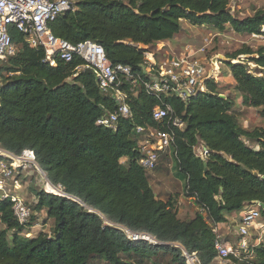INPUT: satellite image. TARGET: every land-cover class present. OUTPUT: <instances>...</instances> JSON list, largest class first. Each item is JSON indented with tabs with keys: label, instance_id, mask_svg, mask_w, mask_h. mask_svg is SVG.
I'll return each instance as SVG.
<instances>
[{
	"label": "trees",
	"instance_id": "16d2710c",
	"mask_svg": "<svg viewBox=\"0 0 264 264\" xmlns=\"http://www.w3.org/2000/svg\"><path fill=\"white\" fill-rule=\"evenodd\" d=\"M183 20L253 34L264 24V10L239 19L229 0H80L48 28L72 44L97 42L111 64L129 65L144 80L147 47L173 39ZM8 33L18 51L0 60V148L15 155L32 150L47 180L66 196L35 190L34 209L44 210L52 226L50 234L34 237L21 235L27 228L17 221L10 199L0 197V264H189L186 255L193 253L195 264H264V234L239 257L220 259L215 247L213 229L226 214L254 202L264 205V127L246 130L239 124L234 101L219 97L216 78L206 77L205 90L185 100L157 97L140 82L123 83L131 115L119 118L114 131L97 120L112 113L116 102L98 88L94 74L77 71L84 64L80 57L50 66L42 48L30 47L13 26ZM241 55L249 57L231 61ZM225 64L243 105L264 118V46H246ZM166 104L184 127L153 120L154 107ZM137 127L173 131L175 176L197 209L188 218L179 217L176 196L155 195L150 179L168 171L161 164L167 153H160L148 174L139 164ZM198 146L207 150L205 158L197 156ZM258 207L264 227V207ZM127 231L155 242L134 241Z\"/></svg>",
	"mask_w": 264,
	"mask_h": 264
},
{
	"label": "built area",
	"instance_id": "2783aa9c",
	"mask_svg": "<svg viewBox=\"0 0 264 264\" xmlns=\"http://www.w3.org/2000/svg\"><path fill=\"white\" fill-rule=\"evenodd\" d=\"M79 1L0 0V60L12 56L18 51L17 44L13 43L8 33L10 26L15 27L23 34L30 47L42 48L44 51L43 61L50 66H56L59 60L69 62L75 56L80 57L84 64L78 66L77 71L91 69L98 88L102 92L110 93L116 102L117 108L112 113L103 115L97 120L98 125L114 131L117 129L119 118H128L131 115L125 102L126 95L120 89V86L125 82L132 86H137L140 82L146 92L157 97L175 94L183 100L203 89V81L207 77L202 57L204 44L201 47L186 45L178 54L169 55L162 60H156L151 53L146 52L142 69L146 79L143 80L139 74L132 71L129 65L111 64L103 47L93 40L72 44L55 37L48 28V23L66 12L74 11ZM250 35L252 38L260 40L264 45V24L261 25L258 33ZM209 39H204L205 44H209ZM152 118L155 121L167 119L168 123L171 122L174 127H184V123L174 115L173 109L167 104L154 107ZM136 132L140 135L137 141V149L141 154L139 164L146 171H151L156 166L160 153L171 149L174 139L173 131L137 127ZM195 151L200 158L207 156V150L204 147L198 146ZM0 157H2L0 160V197L10 199L17 221L25 229L27 228L25 236L30 237L31 230L28 223L31 217V206L16 192L20 189L16 175L22 173L25 168L33 167L41 175L45 192L61 196H66V194L63 193L60 186H54L47 180L44 172L37 165L32 150L25 149L20 155H15L0 148ZM5 180H10L11 183L6 186ZM258 206L254 204L243 211L238 224L237 238L234 242L223 239L217 226L213 229L216 233L215 247L220 259H225L229 255L239 257L241 252L247 251L249 242L246 238L249 230L256 226L260 217ZM127 236L134 241L146 239L149 242H155L151 236L146 234L127 231ZM186 256L187 263L195 264L197 260L195 253Z\"/></svg>",
	"mask_w": 264,
	"mask_h": 264
},
{
	"label": "rangeland",
	"instance_id": "374dc122",
	"mask_svg": "<svg viewBox=\"0 0 264 264\" xmlns=\"http://www.w3.org/2000/svg\"><path fill=\"white\" fill-rule=\"evenodd\" d=\"M229 8L230 11L239 19L245 18L247 16L253 15V13L256 10H264V0H229ZM230 28V27H228ZM182 32H180L178 37H181L182 41L176 40L175 47L177 48V54L181 46L187 44H192L196 47H201L203 44L205 45L204 53L202 54V57L204 58V68L207 71V77L212 76L213 78H216L218 83V90L220 92V95L229 96L230 99L234 101V106L232 111L237 117V120L239 124L246 130H252L255 127H264V118H262L257 109L249 108L243 105L242 100L240 98V95L236 94L233 90V86L228 83L227 75H228V68L225 64V62H228L230 59V56L237 52L240 49H244L246 46H250L253 48V50H256L260 46H264L263 43L258 40L251 37L250 34H241L236 35L235 33H232L229 31L227 34L224 33L222 37L214 36V34L211 35V32H208L210 30L206 29H192L190 26H186ZM231 29V28H230ZM228 29V30H230ZM209 39V44H205L204 39ZM148 53H151L156 60H162L164 57H167L169 55H165L161 51H158L157 43L147 47ZM253 56V55H251ZM249 56L247 55H241L238 56L236 59L231 60L237 61V60H247ZM250 69H257L255 64L252 62L247 63ZM204 84V83H203ZM204 86L201 91H204ZM230 90V91H227ZM247 142L250 144L249 139H246ZM254 145V143H253ZM166 154V161H161V164H165V167L168 168L167 172H159L161 177L162 185L153 180V177L150 179L151 186L155 192L157 193V197L166 200L169 196H176L177 197V205L179 207V210L181 209V212H179V217L182 219L188 218L194 210V207L190 204V201L188 197L185 196L184 193V182L181 180H178L175 176V169L173 160L171 157V149L165 151ZM165 160V158L163 159ZM123 162V159L121 160ZM151 171H148L149 174ZM159 176V175H158ZM159 177V178H160ZM16 178L19 182V190H16L17 193L20 194V196L23 198V200L30 204L31 206V220H30V226H33L35 222H37V219L44 220L45 223L49 226L45 227L47 230V234L51 233V226H52V220L47 219L45 216V211H36L34 209V206L36 204V196L34 194L35 190H43L44 189V182L41 178V175L39 174L38 170H35L33 167H28L23 170L22 173L17 174ZM11 183L10 180H5V185L8 186ZM167 189L164 192H162L163 189ZM163 194V195H161ZM192 208V209H191ZM245 209H248L246 207ZM243 209V210H245ZM189 210V215H186L185 212ZM45 218V219H44ZM228 218H232L229 216ZM41 221V222H42ZM237 220L234 223V221L231 219H228L226 223L230 225V229L226 230L224 227L225 224H219L218 225V232L219 234L224 237L226 240H229V242H234L237 238ZM263 223V219L260 218L257 220V224L255 227L251 228L249 230V234L246 238V240L250 243L255 244L257 240L261 238L264 234V228L260 227V223ZM39 223V222H38ZM41 224V223H40ZM4 225L0 222V229H2ZM31 228V227H30ZM26 231V230H25ZM25 231L23 230L21 232V235L25 236ZM31 236L32 233H31ZM30 236V237H31ZM26 237V236H25ZM220 261L216 260L213 264H218ZM223 262V261H222ZM94 264H105L104 261H98ZM227 264V263H226Z\"/></svg>",
	"mask_w": 264,
	"mask_h": 264
},
{
	"label": "crops",
	"instance_id": "0c3cea01",
	"mask_svg": "<svg viewBox=\"0 0 264 264\" xmlns=\"http://www.w3.org/2000/svg\"><path fill=\"white\" fill-rule=\"evenodd\" d=\"M190 26V28H192V29H196V30H199V29H206L207 31L208 30H210V31H208V32H211V35L212 34H214V36H219V37H222L223 35H224V33L225 34H227L229 31H231L232 33H235L232 29H230V28H228V27H226L225 28V30H223L222 32H219V31H217L216 29H212V28H208V27H206V26H197V25H191V24H188L186 21H181V30H183V33H184V29L183 28H185L186 26ZM228 29H230V30H228ZM180 32H182V31H180ZM179 32V33H180ZM178 33V34H179ZM175 35L174 36V38L173 39H171V40H163V41H160V42H158L157 43V47H158V51H161L162 53H164L165 55H174V54H177V48L175 47V44L177 43L176 42V40H179V41H182V39H181V37H178L179 35ZM236 35H241V34H238V33H235ZM245 35V34H244ZM186 45H189V46H191V47H196V46H194V45H192V44H187L186 43ZM186 45H184L183 47L181 46V48L182 49H180L181 51L183 50V48L186 46ZM181 51H179V52H181ZM227 79H228V83L230 84V85H234V80L232 79V77L230 76V74L228 73V75H227ZM227 91H230V90H227ZM249 108H251V107H249ZM252 109V108H251ZM254 109H257V108H254ZM258 110V109H257ZM125 160V158H123V161ZM160 174L161 173H152V177H153V180H155L156 182H158L159 184H161L162 185V182H161V177H160ZM159 175V176H158ZM160 177V178H159ZM151 184V183H150ZM152 187V186H151ZM153 189V188H152ZM167 189H163L162 190V192H164L165 193V191H166ZM154 191V190H153ZM155 193V192H154ZM156 196H157V193L155 194ZM161 195H163V194H161ZM161 199V198H160ZM189 199V201H190V204L194 207V211L196 212L197 211V209H196V207L194 206V204H193V202H192V200L190 199V198H188ZM192 209V208H191ZM189 210H187L186 212H185V214L186 215H189L190 213L188 212ZM243 211L244 210H242V211H239V212H232V213H229V214H226V221L225 222H223V223H219V224H225L224 225V227L226 228V230H228V229H230V225L228 224V223H226L227 222V220L228 219H231V221L233 220L234 221V223L236 222V220L238 221L237 222V226H238V224H239V222H240V218H241V215H242V213H243ZM179 212H181V209L179 210ZM45 214H46V212H45ZM229 216H231L232 218H228ZM46 217V216H45ZM45 219V218H44ZM42 220H39V218L37 219V222H35V224L33 225V226H31V228H30V230H31V233H32V235L33 236H31V237H34V236H36L39 232H47V230H46V228L45 227H47V226H49L48 225V223L47 224H44L45 223V221L43 220L42 222H41ZM39 222V223H38ZM41 223V224H40ZM219 224H217V229H218V225ZM264 228V227H263ZM219 230V229H218ZM223 239H225L224 237H222Z\"/></svg>",
	"mask_w": 264,
	"mask_h": 264
},
{
	"label": "water",
	"instance_id": "95a60500",
	"mask_svg": "<svg viewBox=\"0 0 264 264\" xmlns=\"http://www.w3.org/2000/svg\"><path fill=\"white\" fill-rule=\"evenodd\" d=\"M86 72L92 73V70L88 68V69L86 70ZM219 97L222 98V99L225 98L224 95H219ZM254 204L259 205V206H261V207H264V205H263L262 203H259V202H254ZM151 238H152V237H151ZM152 239H153V238H152Z\"/></svg>",
	"mask_w": 264,
	"mask_h": 264
},
{
	"label": "bare ground",
	"instance_id": "6f19581e",
	"mask_svg": "<svg viewBox=\"0 0 264 264\" xmlns=\"http://www.w3.org/2000/svg\"><path fill=\"white\" fill-rule=\"evenodd\" d=\"M48 187L50 188V185H48Z\"/></svg>",
	"mask_w": 264,
	"mask_h": 264
}]
</instances>
